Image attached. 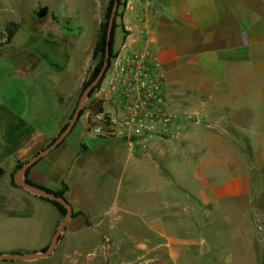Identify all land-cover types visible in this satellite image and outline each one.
<instances>
[{
	"label": "rangeland",
	"instance_id": "obj_1",
	"mask_svg": "<svg viewBox=\"0 0 264 264\" xmlns=\"http://www.w3.org/2000/svg\"><path fill=\"white\" fill-rule=\"evenodd\" d=\"M108 2L109 0H0V114L6 111L4 103L12 104V110L16 111L17 106L20 107L23 102L27 111L32 108L33 101L38 102L39 106L45 105L46 117L57 107L58 90H72L75 72L82 58L85 59L82 65L85 75L97 61V58L91 57V53L100 21L105 18ZM39 5L47 6V12L42 17L36 16L34 12ZM135 7L134 0H123L117 7L115 51L118 44L127 41L125 34L129 29L126 28L124 17L128 14L133 15L138 24L139 34L146 33L143 23L147 18L146 14H149L145 13L144 6ZM12 22L17 23V27L12 40L6 42L4 39ZM192 37L186 48H200L221 42L201 41L198 32L192 34ZM61 40L70 43L72 49ZM28 60L32 62L28 63ZM30 65L33 67L27 69ZM162 68L164 83V65ZM11 90L14 91L13 95ZM79 92L80 88L71 98L69 115L76 105ZM90 97L88 95L83 105L87 106ZM91 103L94 107H85L80 115L85 122L87 110H97L101 105L95 100ZM171 109L187 110L193 116L180 124L185 123L184 129L179 126L172 135L154 136L144 145L89 131L84 135L86 145L82 152H85V159L94 161L93 171L102 168L97 166L96 160H102L106 165L114 163L119 169L122 166L125 168L126 175L119 190L113 185L115 182L111 175H94L93 185L89 186L94 194L98 193L100 196L106 188L111 190V198L118 194L123 196L125 206L119 213L121 222L117 227L113 229L110 224L99 229L98 226L85 224L87 219L72 225L69 221L74 216L72 215L66 221L59 242L50 255L36 260L0 259V264H264V212L260 211L264 208V166L252 169V186L255 192L250 200L252 214L235 217L224 211L241 207L243 199H234L230 204L202 202L194 194L197 184L192 182L193 178L189 173L195 168L198 158L206 154L204 142L222 143L230 138L238 146L237 150L246 163L250 162V147L246 136H217L207 132V129H215L216 132L225 130L219 128L216 120L206 118L196 108L172 105ZM185 129L189 130V137L184 135ZM49 141L37 145L36 151ZM7 162H0L5 169L0 175V250L24 252L44 249L51 242L63 216L59 211L60 219L48 229L50 222L58 216V211L51 204L37 202L41 198L18 184L14 180L17 167L15 165L14 169L9 168ZM153 170L156 171L155 181L161 188L157 192V210L162 214L166 236L164 233L155 235L149 232L143 218L138 215L141 211L147 213L149 210V207L139 206L140 202H145V197L148 198L149 190L148 179L141 176L149 177ZM11 187H14V192L6 193V189L11 190ZM16 189L22 190L27 197L22 199V195L15 192ZM111 198L106 197L102 203L109 204ZM147 202L146 206H150L149 198ZM21 211L28 216L22 218ZM75 211H80L75 215L83 214L81 210ZM132 211L135 215H132ZM245 225L253 231L254 257L251 263L246 262L244 253ZM45 236L48 242L40 247ZM166 240L169 243H165ZM230 252H233L231 260Z\"/></svg>",
	"mask_w": 264,
	"mask_h": 264
},
{
	"label": "crops",
	"instance_id": "obj_2",
	"mask_svg": "<svg viewBox=\"0 0 264 264\" xmlns=\"http://www.w3.org/2000/svg\"><path fill=\"white\" fill-rule=\"evenodd\" d=\"M134 4L144 6L145 13L149 14H146L143 23L146 33L139 34L138 24L133 15L128 14L124 17L129 29L125 39L133 45H148L159 56L164 65V94L168 106L196 108L206 118L216 120L219 128L225 130L216 132L215 129H207V132L217 136H246L250 147V162L247 164L230 138L222 143L204 142L206 154L198 158L195 168L189 173L192 182L197 184L194 194L202 202L230 204L234 199H243L241 207L224 211L235 217L252 214L250 200L255 193L252 169L264 166V0H134ZM197 32L201 41L221 42L186 48L192 41V34ZM61 41L72 49L70 43ZM31 62L28 60V63ZM84 62L82 58L75 72L72 90H58L57 107L47 117L44 116L45 105L39 106L38 102L33 101L32 108L27 111L23 102L16 111L12 110V104H3L6 111L0 114V162L8 161L9 168L14 169L19 160L28 159L27 156L38 146L59 133L68 120L71 98L88 74L83 73ZM32 67L30 65L27 69ZM10 93L13 95L14 91ZM184 124L180 125L182 129ZM87 132L86 122L80 116L60 145L30 166L27 176L52 189L66 185L64 196L72 205V210H81L84 214L72 216L69 220L72 225L87 219L85 224L88 226L103 229V226L111 224L114 229L121 222L119 213L125 206L123 196L118 194L111 198V190L107 188L100 196L94 194L89 186L93 185L94 175H111L115 182L113 185L119 190L126 175L125 168L122 166L119 169L114 163L106 165L102 160H96L97 166L102 168L93 171L94 161L85 159V152H82ZM183 133L190 136L189 130L185 129ZM4 171L1 165L0 175ZM141 177L148 179L150 206H146L148 198L145 197V202H140L139 206L149 207V210L138 215L143 218L149 232L155 235L164 233L166 236L162 214L157 210L159 187L155 181L156 171H150L149 177ZM13 188H7L6 193L14 192ZM96 191L100 192L99 189ZM15 192L22 195V199L27 197L22 190L16 189ZM36 195L41 198L37 202L51 204L58 211V216L50 222L48 229H51L60 219L59 210L50 200ZM106 197L111 198L109 204L102 203ZM260 211L264 212V208ZM21 212L22 218L28 216L26 212ZM244 227V253L246 262L251 263L254 257L253 231L247 225ZM46 238H43L40 247L48 242ZM167 241L165 243H169ZM229 254L231 260L233 252Z\"/></svg>",
	"mask_w": 264,
	"mask_h": 264
},
{
	"label": "built area",
	"instance_id": "obj_3",
	"mask_svg": "<svg viewBox=\"0 0 264 264\" xmlns=\"http://www.w3.org/2000/svg\"><path fill=\"white\" fill-rule=\"evenodd\" d=\"M162 69L148 45L122 42L92 96L101 108L87 110V130L141 145L154 136L172 135L193 113L168 106Z\"/></svg>",
	"mask_w": 264,
	"mask_h": 264
},
{
	"label": "water",
	"instance_id": "obj_4",
	"mask_svg": "<svg viewBox=\"0 0 264 264\" xmlns=\"http://www.w3.org/2000/svg\"><path fill=\"white\" fill-rule=\"evenodd\" d=\"M117 7H118V0H113V4H112L111 11H110L109 18H108L107 29H106V43H105V52H104V58H103L102 65H101L98 73L96 74V76L82 89L81 93L79 94L76 105L74 107V110H73L71 116L69 117V119L67 121V124L65 125V127L61 131H59V133L55 136V138L49 144L45 145L43 148H41L40 150L35 152L33 155H31L28 159H26L17 168V170L14 174V180L18 184H20L23 187H25L26 189H28L29 191H31L35 194H38V195H42L44 197H48V198L57 200V201L61 202L62 204H64L66 209H67L66 214L63 216V218L58 223V225L54 231L53 237L51 239V242L49 243V245L46 249L24 251V252L0 251V259H9V260L24 259V260H27V259H35V258H38L41 256L50 255L56 247V244L59 240L60 233L63 230L66 221L68 220V218H70L72 216V205L63 195L57 194L53 191H50L48 189H45L43 187L37 186L35 184H32V183L26 181L24 178V172L28 166H30L34 161H36L42 155L46 154L48 151L53 149L68 134V132L71 130L72 126L74 125V123H75V121L79 115L80 109L82 108L84 101L88 97L90 90L92 89V87L99 81V79L104 74L105 69H106L108 62H109V57H110V37H111V31H112L113 21L115 18V12L117 10ZM34 12H35L36 16L42 17L47 12V6L39 5L34 9Z\"/></svg>",
	"mask_w": 264,
	"mask_h": 264
},
{
	"label": "trees",
	"instance_id": "obj_5",
	"mask_svg": "<svg viewBox=\"0 0 264 264\" xmlns=\"http://www.w3.org/2000/svg\"><path fill=\"white\" fill-rule=\"evenodd\" d=\"M123 2V0H118V5L121 4ZM112 4H113V0H109L108 2V5H107V8H106V11H105V18L100 21V25H99V32H98V36H97V39L93 45V48H92V53H91V57L92 58H97V61L94 63L93 67L91 68V70L89 71V73L87 74V76L84 78V80L82 81V84L80 86V92L79 94L81 93L82 89L96 76V74L98 73L101 65H102V62H103V58H104V52H105V43H106V29H107V24H108V18H109V14H110V11H111V7H112ZM118 15V11L116 10L115 12V16ZM12 27H8V31H7V34L5 36V39L4 41H10L13 33H14V30L15 28L17 27V23L15 22H12ZM117 21L116 19L114 18V21H113V26H112V31H111V37H110V57H109V62H108V65L110 64L111 62V59L113 57V55L115 54V50H114V36H115V30H116V26H117ZM1 42V41H0ZM1 44V43H0ZM107 65V66H108ZM107 68V67H106ZM106 70V69H105ZM105 73V72H104ZM104 74L102 75V77L99 79V81L92 87V89L90 90L89 92V96H91L89 98V102L87 104V106L83 105V107L80 109V112H79V115L77 117V119L79 118V116L83 113L85 107H94V104H92L91 102L93 101V98H92V95L94 94V92L98 89V87L100 86L101 84V81H102V78H103ZM91 103V104H90ZM99 108H101V105L99 104ZM74 110V108H73ZM72 110V112H73ZM72 112L70 113L69 117L71 116ZM76 119V120H77ZM68 121V120H67ZM67 121L62 125L60 131L65 127V125L67 124ZM76 122V121H75ZM55 138L52 137L50 139V141L48 142V144ZM64 139V138H63ZM62 139V140H63ZM62 140L60 142H62ZM59 142V143H60ZM58 143V144H59ZM57 144V145H58ZM56 145V146H57ZM37 152V151H36ZM39 159V158H38ZM37 159V160H38ZM24 160H19L16 164V167L18 168L24 161ZM36 160V161H37ZM36 161H34L32 164H34ZM32 164L30 166H32ZM30 166L27 167V169L25 170L24 172V178L26 181L32 183V184H35L37 186H40V187H43L45 189H48L50 191H53L57 194H60V195H63L64 196V191H65V187L66 185H64L65 187H62L60 189H52L50 187H47L41 183H38L32 179H30L28 176H27V172L30 168ZM15 183V182H14ZM17 184V183H15ZM40 197L42 198H45V199H48L50 200L51 202H53L59 209L60 213L62 216H64L66 214V207L64 204H62L61 202L57 201V200H54V199H51V198H48V197H44L42 195H39ZM65 197V196H64ZM77 212H80V211H75V210H72V215H75ZM48 247V246H47ZM46 247V248H47ZM44 248V249H46ZM42 249V250H44Z\"/></svg>",
	"mask_w": 264,
	"mask_h": 264
}]
</instances>
